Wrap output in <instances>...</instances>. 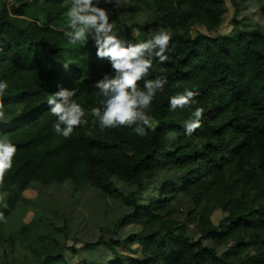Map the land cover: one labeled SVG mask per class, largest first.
I'll use <instances>...</instances> for the list:
<instances>
[{
	"label": "trees",
	"instance_id": "obj_1",
	"mask_svg": "<svg viewBox=\"0 0 264 264\" xmlns=\"http://www.w3.org/2000/svg\"><path fill=\"white\" fill-rule=\"evenodd\" d=\"M229 2L230 21L222 0H129L118 12L102 3L121 39L144 42L151 24L171 30V59H154L145 77L169 82L147 110L146 136L129 127L101 131L86 116L66 139L54 131L50 94L75 88L86 112L102 108L92 86L114 74L111 65L96 57L91 35L85 46L69 43L66 0H0V81L9 85L0 95V139L17 147L0 193L71 181L74 191L92 187L123 209L112 227H97L96 240L67 247L74 264H264V28L238 18L246 2ZM185 89L197 93L195 103L171 111L170 98ZM196 107L204 109L201 127L188 136L184 124ZM4 204L0 264H70L58 238L64 227L43 231L38 216L9 223Z\"/></svg>",
	"mask_w": 264,
	"mask_h": 264
},
{
	"label": "clouds",
	"instance_id": "obj_2",
	"mask_svg": "<svg viewBox=\"0 0 264 264\" xmlns=\"http://www.w3.org/2000/svg\"><path fill=\"white\" fill-rule=\"evenodd\" d=\"M112 5L113 11L127 8L129 0H66L67 11L64 13L68 25L72 29L67 33L70 44H83L88 42L91 35L96 48V57L107 60L114 74H105L92 87L98 90L102 97L99 103L103 106L86 110L73 97L76 89L71 90L58 87V91L50 94L47 105L52 116L56 118L54 131L70 138L74 129L88 123L86 116L92 118V123H98L101 131L118 127H129L139 137H144L153 129L151 117L147 110L151 107L157 92H163L168 79L157 76L155 79H145L153 68V61L164 64L171 57L167 55L173 43L172 32L167 27H157L150 31V38L144 42L132 43L121 39L114 32V23H110V13L101 4ZM260 6L255 0H247V13L251 17L258 13ZM67 68V65H65ZM164 71V69H161ZM143 80V89L139 83ZM9 85L7 81H0V95L6 92ZM194 91L185 89L183 94L170 98V110L191 109L195 103ZM4 104L0 101V120H4ZM204 109L196 107L191 111V118L185 121V134L191 136L201 127ZM135 126V127H133ZM17 147L7 139H0V187L5 184L6 175L13 168V160ZM8 193H0V203H3ZM7 207V204H4ZM0 213V219H3Z\"/></svg>",
	"mask_w": 264,
	"mask_h": 264
},
{
	"label": "rangeland",
	"instance_id": "obj_3",
	"mask_svg": "<svg viewBox=\"0 0 264 264\" xmlns=\"http://www.w3.org/2000/svg\"><path fill=\"white\" fill-rule=\"evenodd\" d=\"M3 1V0H1ZM226 3L228 13L226 20L230 21L233 8L230 4V0H222ZM238 1L240 7H245L247 0H235ZM7 6L13 3V0H4ZM260 6L258 13L252 14V23L259 28H264V0H255ZM241 16H249L247 8L241 13ZM113 23V21H109ZM166 27L160 25L157 27ZM153 24L148 25L150 31L157 29ZM114 30V29H113ZM230 27H222V33L229 32ZM193 34H195L193 30ZM137 32L134 31L132 37H136ZM118 189L125 188L122 183H116ZM124 190V189H123ZM129 189L126 188V191ZM12 210L11 216L8 218V222H17L19 224H27L34 216H38L42 219L43 231H49L50 224L57 225L58 227H64L66 235L58 234V238L63 244L65 249V257L70 264L76 262L75 258L70 256V246L77 245V240L82 239L85 241H94L98 236L97 227L99 225L112 227L121 213V206L118 202L113 200H107L101 194H99L92 187H84L74 191L71 181H65L62 184H50L43 186L40 184L32 183L21 192L20 196L11 195L6 197L3 201ZM222 217L220 211L213 212L211 221L214 225H217L218 221ZM192 227V226H189ZM134 224H129L123 228V234L135 229ZM192 229V228H189ZM75 240V242H73ZM134 248L137 246L134 245ZM105 252L103 249H98L96 257H104ZM0 253V261H1Z\"/></svg>",
	"mask_w": 264,
	"mask_h": 264
}]
</instances>
